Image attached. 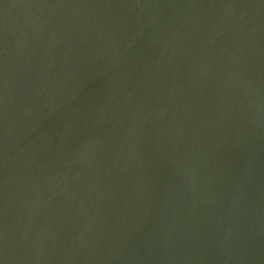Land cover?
<instances>
[{"label": "water", "instance_id": "water-1", "mask_svg": "<svg viewBox=\"0 0 264 264\" xmlns=\"http://www.w3.org/2000/svg\"><path fill=\"white\" fill-rule=\"evenodd\" d=\"M0 264H264V0H0Z\"/></svg>", "mask_w": 264, "mask_h": 264}]
</instances>
